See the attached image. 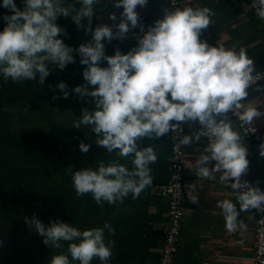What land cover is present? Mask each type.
<instances>
[{
    "label": "clouds",
    "instance_id": "1",
    "mask_svg": "<svg viewBox=\"0 0 264 264\" xmlns=\"http://www.w3.org/2000/svg\"><path fill=\"white\" fill-rule=\"evenodd\" d=\"M22 2V10L14 0H2L0 4L11 13L2 17L5 26L0 31V74L4 80L38 78L43 84L53 67L63 71L68 64L75 63L73 53L77 52L80 64L85 66L82 77L86 83L72 91L81 98L91 97L95 108L81 109L74 127H90L96 146L130 159L132 164L130 170L118 160L100 161L96 169L87 167L73 172L71 180L77 196L90 193L98 205L123 203L129 194L138 198L152 184L150 165L157 161L154 148H142L138 141L158 140L174 131L182 133L181 125L198 123L199 129L182 135L178 145L187 147L207 140L195 159L194 169L202 179L210 180L214 173H219L220 182L235 193L236 203L229 199L216 203L226 230L246 229L238 220L241 212H264V191L242 179L249 167L248 150L229 119L231 114L252 125L264 116V112L244 103L250 88L264 89L258 83L264 80V73L257 71L244 48L236 51L200 39L202 30L211 23V9H163V18L145 30L137 8L145 7L148 0H114L113 7L122 9L119 18L115 12L110 13L108 19L113 26L98 24L93 29L92 18L100 0ZM253 7L257 17L264 20V0H254ZM59 17H70L78 30L83 29L86 35L91 33V39L75 49L67 46L59 38L66 35L56 23ZM85 18L88 23L82 24ZM137 28L140 34L134 36L136 46L127 53L117 48L114 55L105 54L104 41H121ZM102 63L107 66L102 67ZM56 87L67 99L66 83L60 82ZM78 147L80 152L87 153L91 144L81 141ZM259 155L264 157V140L259 145ZM192 203H197L196 197H192ZM25 223L34 226L46 246L59 249L61 242H69L68 255H53L50 264H91L94 258L106 264L113 255L114 241H105V229L114 234L109 223L83 231L60 220L45 226L35 215L31 219L26 217Z\"/></svg>",
    "mask_w": 264,
    "mask_h": 264
},
{
    "label": "crops",
    "instance_id": "2",
    "mask_svg": "<svg viewBox=\"0 0 264 264\" xmlns=\"http://www.w3.org/2000/svg\"><path fill=\"white\" fill-rule=\"evenodd\" d=\"M14 2L22 10V0ZM113 2L100 0L95 6L93 29L98 24L113 26L108 19L110 13L115 12L119 18L122 9L114 8ZM181 2L184 7L211 9V23L202 30V41L236 51L244 48L257 70L264 67V20L257 17L254 0ZM10 14L0 7V31L5 26L2 17ZM56 23L65 30L66 35L59 38L69 47L78 48L91 39V33L86 35L83 29L78 30L70 17H59ZM81 23L88 21L85 18ZM103 43L108 56L114 55L117 48L127 53L136 46L131 39ZM73 56L75 63L68 64L63 71L53 67L43 84L38 78L36 81H5L0 74V264H50L53 255H68L69 242H61L59 249L50 244L46 246L42 243L44 238L35 233L34 226L25 223L26 217L31 219L34 215L45 226H49L50 221L60 220L80 231L109 223L114 234L105 229V241H114V246L113 255L106 264H159L168 206L159 189L170 179L171 135L138 141L140 147L152 146L157 154V161L150 165L153 182L138 198L133 199L129 194L123 203L98 205L90 193L77 196L72 186L73 172L87 167L96 169L100 161L118 160L130 170L132 164L130 159L109 154L96 146L90 127H74L76 119L81 117V109L91 111L95 105L91 97L81 98L72 91L86 83L82 77L85 66L80 64L77 52ZM101 66L107 65L102 63ZM60 82L68 86L67 99L56 87ZM259 84L264 85V81ZM244 103L264 112V89L250 88ZM253 124L264 138V116L255 119ZM197 130L195 123L185 124L184 135ZM81 141L91 144L89 152H80ZM182 147L185 218L173 264H254L255 224L250 210L241 212L238 217L246 229L227 231L216 203L224 199L236 203L235 193L220 182L219 173H214L210 180L196 176L194 162L203 152V140ZM192 197H196L197 203H192ZM69 259L71 261L70 256ZM91 264L101 262L94 258Z\"/></svg>",
    "mask_w": 264,
    "mask_h": 264
},
{
    "label": "built area",
    "instance_id": "3",
    "mask_svg": "<svg viewBox=\"0 0 264 264\" xmlns=\"http://www.w3.org/2000/svg\"><path fill=\"white\" fill-rule=\"evenodd\" d=\"M167 11H173L177 7L183 8L181 0H162ZM140 16V23L145 26V30L150 26L144 7L137 8ZM140 34L139 28L130 31L124 40H132L136 43L134 36ZM264 73V67L257 70ZM259 81L258 83L263 82ZM231 115V114H230ZM232 116V115H231ZM233 117V116H232ZM241 129L243 135L250 141L253 148L259 155V145L264 140L261 131L254 124L247 125L233 117ZM199 129V124L195 123ZM183 132H170L171 150H170V179L168 183L159 189V194L168 201L167 206V229L165 232L164 244L161 250L159 264H173L176 253L181 243V230L185 218L184 211V193H185V163L184 149L178 145V140L182 138L185 131V124L181 125ZM205 146L207 140H203ZM259 157L264 162V157ZM243 179V178H242ZM255 224V250L254 264H264V212H257L250 209Z\"/></svg>",
    "mask_w": 264,
    "mask_h": 264
},
{
    "label": "water",
    "instance_id": "4",
    "mask_svg": "<svg viewBox=\"0 0 264 264\" xmlns=\"http://www.w3.org/2000/svg\"><path fill=\"white\" fill-rule=\"evenodd\" d=\"M163 9L166 10L162 0H148L144 10L150 25H152L154 21L163 18ZM229 119L232 121L233 129L240 134L243 146L248 150L247 159L249 161V167L247 173L242 178L264 191V162L253 148L250 141L243 135L237 122L230 114ZM257 181H259V184H257Z\"/></svg>",
    "mask_w": 264,
    "mask_h": 264
}]
</instances>
